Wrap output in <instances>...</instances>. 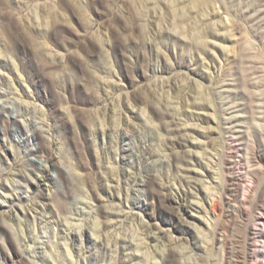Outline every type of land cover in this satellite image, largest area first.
<instances>
[{
    "label": "rangeland",
    "instance_id": "obj_1",
    "mask_svg": "<svg viewBox=\"0 0 264 264\" xmlns=\"http://www.w3.org/2000/svg\"><path fill=\"white\" fill-rule=\"evenodd\" d=\"M230 126L264 156V0H0V264H119L87 229L104 233L103 210L131 214L108 239L158 236L128 264L171 249L246 264L248 222L264 264V225L235 210L251 185L239 157L243 187L224 194ZM178 128L194 144L172 145ZM187 152L203 163L188 200Z\"/></svg>",
    "mask_w": 264,
    "mask_h": 264
},
{
    "label": "bare ground",
    "instance_id": "obj_2",
    "mask_svg": "<svg viewBox=\"0 0 264 264\" xmlns=\"http://www.w3.org/2000/svg\"><path fill=\"white\" fill-rule=\"evenodd\" d=\"M229 129L231 130L230 131L228 130L229 133H227V139L236 141L238 144H237V147H232L229 144V142H225V145H224L223 170L225 172V181L227 183V186L224 189V194L229 195L233 198H237L239 196L240 189L243 187L244 178L236 175L233 171L235 167L234 158L239 157V163L246 167L244 174H246V176L249 178L251 185H250V188L246 191L244 197L241 199V203L237 205V208H235V210L237 211V213H239L240 217H242L241 215H243L245 207L246 208L249 207L253 213L251 222L264 225V179L261 178L262 161H264V156L261 152H258V151L252 154L248 152L247 147L245 146V138L247 137L245 131H236L234 130V127L232 126H230ZM182 131H183L182 128H178L177 130L174 131L173 135L175 139L172 140L173 141L172 145H175V146L178 145L179 147L185 148V147H188L189 144H194L193 142H190L187 140L185 134H183ZM256 143L259 147H264V131H260V133L256 132ZM187 153L188 154H186L181 160H177L176 162L178 164L182 162L183 160L182 167L179 168L181 172L180 173V184L187 186L188 190H185L182 193V199L188 200L189 198H195L198 195L197 191L199 190V187H197V183L193 181L194 179H196L195 175L197 176L198 173L194 168H192V166H195V164L203 165V163H202V160L195 157L190 152H187ZM36 167L40 170L43 169L37 165ZM176 169H177V166H176ZM206 190L209 191V189H206ZM164 197L166 200L170 199L168 196H164ZM117 198L120 200L119 196H117ZM214 200L215 198H212V202ZM215 206L217 205L215 204ZM187 207L190 209L196 210V211L198 210L203 211L202 208L199 207V205L197 204H190ZM215 209L214 211H216ZM21 213L23 214V212ZM102 214L105 219V223L107 224L106 228L109 227L110 226L109 224H112L113 221H117L116 219H119V217H121L122 219L123 218L128 219L131 217L130 216L131 214L129 212H126L125 210H120V211L103 210ZM235 216L236 215H234V217ZM245 226H246V233L243 237V245L245 249L246 264H250V261L252 260V251H253L252 249L255 246V239L257 237V234L251 230L250 222H248ZM106 228L103 229L104 233L99 235L97 221L94 220L93 226L87 229L93 232L92 240L95 245H98L100 249H102V251L105 250L106 246H108L109 243L115 248L117 246L119 247L120 255H121L119 258L120 260L119 264H128V263H131L132 261H135L136 259H144V255L146 252L141 251V249L145 247L143 246L144 243H146V241H149V240L155 241L158 238L157 234L153 232V230L146 228L144 229V233L142 234L143 238L139 240L140 242L139 241L138 242L126 241L125 239H120L118 237H112L108 239V237H106V234H105ZM68 235L69 233H66L65 236L69 237ZM70 235H72V233ZM65 250L68 252L67 249ZM184 250L185 249H182L181 250L182 252L181 251L178 252V251L171 249V251H167L166 255H165V250H162L161 252H158L157 254L160 256V259H162L161 264H180L179 257L184 255V252H186ZM234 251H236V249ZM231 254L233 253L231 252Z\"/></svg>",
    "mask_w": 264,
    "mask_h": 264
}]
</instances>
